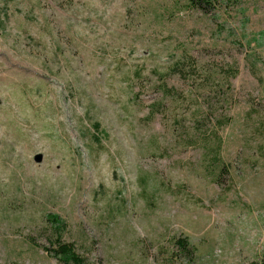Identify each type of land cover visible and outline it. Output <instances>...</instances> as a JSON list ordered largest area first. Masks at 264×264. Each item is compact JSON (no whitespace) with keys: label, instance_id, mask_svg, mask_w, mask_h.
<instances>
[{"label":"rangeland","instance_id":"rangeland-1","mask_svg":"<svg viewBox=\"0 0 264 264\" xmlns=\"http://www.w3.org/2000/svg\"><path fill=\"white\" fill-rule=\"evenodd\" d=\"M208 1L0 0V264L264 260V0Z\"/></svg>","mask_w":264,"mask_h":264},{"label":"trees","instance_id":"trees-1","mask_svg":"<svg viewBox=\"0 0 264 264\" xmlns=\"http://www.w3.org/2000/svg\"><path fill=\"white\" fill-rule=\"evenodd\" d=\"M208 2V0H189V3L195 4L201 9H204L205 4ZM48 216L56 231H60L65 227V223L58 215L49 214ZM177 243L182 250H190L189 243L186 238H179ZM47 250L63 264H100L88 261L84 256L77 252L74 243L63 241L60 234L58 236L56 234V238L52 242V246L47 247ZM189 254L191 256L192 252ZM247 264H264V260L252 261Z\"/></svg>","mask_w":264,"mask_h":264},{"label":"water","instance_id":"water-1","mask_svg":"<svg viewBox=\"0 0 264 264\" xmlns=\"http://www.w3.org/2000/svg\"><path fill=\"white\" fill-rule=\"evenodd\" d=\"M34 159L37 162H41L43 160V154H41V153L36 154Z\"/></svg>","mask_w":264,"mask_h":264}]
</instances>
